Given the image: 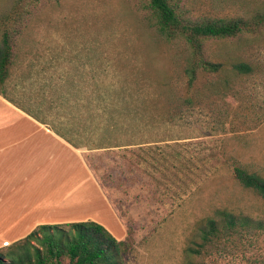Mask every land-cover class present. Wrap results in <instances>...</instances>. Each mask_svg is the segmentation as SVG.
I'll list each match as a JSON object with an SVG mask.
<instances>
[{
	"label": "rangeland",
	"instance_id": "374dc122",
	"mask_svg": "<svg viewBox=\"0 0 264 264\" xmlns=\"http://www.w3.org/2000/svg\"><path fill=\"white\" fill-rule=\"evenodd\" d=\"M181 10L193 21L248 22L263 13L264 0H184ZM12 11L33 13L18 42L19 61L75 79L81 73L73 66L82 64L85 95L113 81L120 92L147 98V122L127 124V131L116 134L121 140L142 138L140 145L84 151L126 232L119 240L130 245L124 263L263 264L264 232L239 231L209 244L200 227L217 210L264 221V199L233 172L243 166L264 177V25L207 41V59L224 68L188 89L190 47L182 39H163L143 0H0V20ZM105 57L107 73L100 69ZM238 63L252 72L238 75L232 70ZM25 64L15 75L27 77ZM19 92L21 104L33 110L53 95ZM56 111L45 108L42 115L54 120ZM85 125L78 120L71 126Z\"/></svg>",
	"mask_w": 264,
	"mask_h": 264
},
{
	"label": "trees",
	"instance_id": "16d2710c",
	"mask_svg": "<svg viewBox=\"0 0 264 264\" xmlns=\"http://www.w3.org/2000/svg\"><path fill=\"white\" fill-rule=\"evenodd\" d=\"M143 1L150 12L148 14L154 22L153 26L163 39H182L190 47L191 54L185 67V83L188 89H192L201 76L210 74L214 77L224 68L223 63L207 59V41L233 38L264 25V11L248 22L243 19L193 21L186 18L181 10L184 0ZM32 14L12 11L0 20V95L35 120L50 124L55 133L82 151L124 147L127 149L129 146L138 145L136 142L142 141L141 137L137 141H133V138L121 140L116 134L127 131V124L137 127L147 122L144 109L147 98L144 94H126V89L122 92L118 90V82L103 81L98 85L96 93L85 95L83 91L86 80L82 75V64L73 66V71L81 73L79 79H75L67 72L66 75L58 76V70H53L51 74L48 72L51 67L36 69L35 61L25 64V60H18V42ZM105 58L106 61L100 65V69L107 73L111 66L108 57ZM23 64L29 68L27 77H24L26 79L15 75L17 70L24 68ZM232 70L238 75L252 72L251 66L246 63L233 64ZM9 85L12 89H9ZM29 88L36 95L44 96L47 92H53V95L44 97L42 106L33 110L21 104L16 93L18 89L24 92ZM21 92L19 93L24 94ZM44 107L49 111L57 110L54 120L43 117ZM78 120L84 121L86 125L71 126ZM261 122L259 118V123ZM142 150L144 149L138 151ZM233 172L244 188L255 191L264 199L263 176L249 172L243 166H235ZM249 229L264 232V221L237 215L228 210H217L215 217L207 219L200 227V235L205 243L210 244L223 236L235 235ZM129 246L127 241H119L108 229L94 221L40 225L24 239L4 247L8 248L6 253H3V249L0 250V264H125L122 255L123 251L126 253L129 250Z\"/></svg>",
	"mask_w": 264,
	"mask_h": 264
},
{
	"label": "crops",
	"instance_id": "0c3cea01",
	"mask_svg": "<svg viewBox=\"0 0 264 264\" xmlns=\"http://www.w3.org/2000/svg\"><path fill=\"white\" fill-rule=\"evenodd\" d=\"M118 219L86 153L0 95V250L40 225L85 221L123 240Z\"/></svg>",
	"mask_w": 264,
	"mask_h": 264
},
{
	"label": "built area",
	"instance_id": "2783aa9c",
	"mask_svg": "<svg viewBox=\"0 0 264 264\" xmlns=\"http://www.w3.org/2000/svg\"><path fill=\"white\" fill-rule=\"evenodd\" d=\"M8 246V245H7Z\"/></svg>",
	"mask_w": 264,
	"mask_h": 264
}]
</instances>
